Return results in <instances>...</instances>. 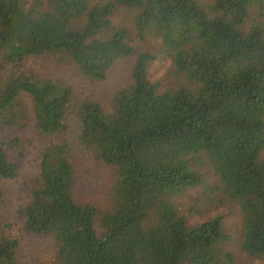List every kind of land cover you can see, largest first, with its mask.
I'll list each match as a JSON object with an SVG mask.
<instances>
[{"label": "trees", "instance_id": "trees-1", "mask_svg": "<svg viewBox=\"0 0 264 264\" xmlns=\"http://www.w3.org/2000/svg\"><path fill=\"white\" fill-rule=\"evenodd\" d=\"M118 5L135 12V38L170 58L177 86L148 79L158 52H135L129 29L111 24ZM47 55L88 83L133 60L105 109L25 70ZM25 95L33 128L54 138L18 213L25 231L50 238V264H234L222 216L189 224L174 202L192 189L196 214L237 210L239 249L264 264V0H0V134L27 119ZM70 119L82 149L113 169L105 207L74 198ZM23 150L17 136H0L1 179L16 177ZM7 226L0 264H20Z\"/></svg>", "mask_w": 264, "mask_h": 264}, {"label": "rangeland", "instance_id": "rangeland-1", "mask_svg": "<svg viewBox=\"0 0 264 264\" xmlns=\"http://www.w3.org/2000/svg\"><path fill=\"white\" fill-rule=\"evenodd\" d=\"M202 5H209L212 0H198ZM134 14L132 9L116 6L110 20L113 26L123 25L129 29L132 37V45L135 52L149 50L157 53V58L151 61L147 67V77L151 81H158L161 89L174 88L182 78L177 76L171 65L170 58L166 57L159 46L146 36L139 41L135 38ZM133 57L116 62L107 74L104 81L88 83L79 79L71 65L61 62L57 56H40L30 58L25 64V70L39 72L50 77H58L67 81L73 91L79 97H88L97 100L102 106L109 108V98L113 90L129 81V68ZM27 111V119L21 122L23 126H12L1 132V137L12 138L17 136L23 145V156L18 159L19 169L14 179L4 180L0 178V187L3 190V201L0 203V225L5 227L6 234L19 241L20 264H50L51 249L48 247L49 237L27 232L23 228V219L18 213V206L28 198V190L25 182L38 172V154L43 145L53 136L40 135L33 128L32 104L26 95L20 99ZM70 127L63 133V137L69 139L74 146L73 163L77 174V186L74 198L80 203H92L99 207H105L109 203L108 194L113 183V169L101 163H96L86 151L78 144L76 128L73 119L69 120ZM196 196L194 189L188 193L174 197V202L179 207L189 224L201 222L209 217L222 216L223 226L229 236V240L223 244V248L234 255V264H263V261L253 260L239 249V214L237 210L227 206L212 209L196 214L190 206L191 197ZM52 264V263H51Z\"/></svg>", "mask_w": 264, "mask_h": 264}]
</instances>
